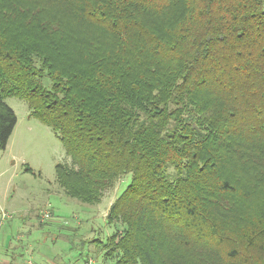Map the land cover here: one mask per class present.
<instances>
[{"label": "trees", "instance_id": "1", "mask_svg": "<svg viewBox=\"0 0 264 264\" xmlns=\"http://www.w3.org/2000/svg\"><path fill=\"white\" fill-rule=\"evenodd\" d=\"M8 97L89 186L130 175L108 213L123 227L94 239L105 260L159 264L175 245L264 264V213L225 224L248 196L233 160L264 163L263 0H0V149Z\"/></svg>", "mask_w": 264, "mask_h": 264}, {"label": "rangeland", "instance_id": "2", "mask_svg": "<svg viewBox=\"0 0 264 264\" xmlns=\"http://www.w3.org/2000/svg\"><path fill=\"white\" fill-rule=\"evenodd\" d=\"M5 101L17 121L8 148L0 149V246L3 241L11 244L16 264H86L89 258L96 264H115L114 257L105 260L95 251L94 239L104 241L123 227L109 222L108 213L130 175L89 186L54 131L28 116L27 103L17 97ZM230 172L248 189L247 197H229L225 224L235 232L264 213V163L250 168L237 156ZM217 250L174 245L156 259L159 264H219L217 256L222 254Z\"/></svg>", "mask_w": 264, "mask_h": 264}, {"label": "crops", "instance_id": "3", "mask_svg": "<svg viewBox=\"0 0 264 264\" xmlns=\"http://www.w3.org/2000/svg\"><path fill=\"white\" fill-rule=\"evenodd\" d=\"M13 132H14V130H13ZM13 132L10 135L9 139L7 140L5 149H7L9 146V140H10L11 136L13 135ZM10 249H11V244L7 243V242L4 243V241H3V243L0 246V263L1 264H16L15 263V256L13 255L12 252L10 253ZM29 262L30 261H27V264H30Z\"/></svg>", "mask_w": 264, "mask_h": 264}, {"label": "built area", "instance_id": "4", "mask_svg": "<svg viewBox=\"0 0 264 264\" xmlns=\"http://www.w3.org/2000/svg\"><path fill=\"white\" fill-rule=\"evenodd\" d=\"M30 263V262H29ZM1 264V263H0ZM86 264H96V263H94V261L91 259V258H89L87 261H86Z\"/></svg>", "mask_w": 264, "mask_h": 264}]
</instances>
